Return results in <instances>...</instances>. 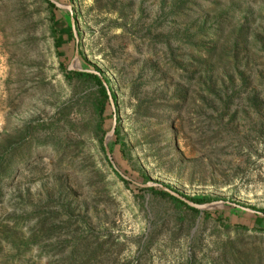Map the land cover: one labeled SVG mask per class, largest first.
I'll list each match as a JSON object with an SVG mask.
<instances>
[{
	"label": "rangeland",
	"instance_id": "obj_1",
	"mask_svg": "<svg viewBox=\"0 0 264 264\" xmlns=\"http://www.w3.org/2000/svg\"><path fill=\"white\" fill-rule=\"evenodd\" d=\"M55 1L81 33L63 57L44 0H0V264H264L233 206L264 209V0ZM94 67L101 122L67 73ZM144 177L226 204L194 213Z\"/></svg>",
	"mask_w": 264,
	"mask_h": 264
},
{
	"label": "trees",
	"instance_id": "obj_2",
	"mask_svg": "<svg viewBox=\"0 0 264 264\" xmlns=\"http://www.w3.org/2000/svg\"><path fill=\"white\" fill-rule=\"evenodd\" d=\"M44 1L47 3L50 10H52V12H53V14H52L53 16L51 17L52 18V31L55 34L54 45L56 47L57 55L59 57H63V54L60 51L62 46H64L65 43H67L71 40L72 41L76 40V44H77V46H79L78 39H79L81 33L79 32V30L77 28V22L75 21L74 25L71 23V19L75 18L73 13H71L67 10L63 11L61 8L57 7L54 3L50 2L49 0H44ZM55 10L63 13L60 18H56L54 16ZM78 54L80 56L82 54L80 49L78 51ZM84 69H85V67H84ZM93 69H94V71L98 72L99 75H97L95 73H91V72L76 71V70H67V73L68 74L70 73V74H72L74 76H78V77H84V78L90 79L93 82H95V84L98 87V94L100 97V101L96 104L95 110H96V116L98 117L99 122H101L103 107L106 104H109V100H110L109 96H111V98L113 99L115 106H116V96H115L114 92L112 91V87L110 85L109 79L107 77H105V75L103 74V72L100 69H98L96 67H94ZM103 81L105 83H103ZM108 90H109V93H108ZM115 114H116V111H114L112 114H110L109 119L111 121H113V117L116 118ZM99 125H100V123H99ZM98 133H100L101 136H103V138H104L105 133H103V130H101L100 127L98 130ZM113 135L114 136L118 135L117 127H115V131H114ZM115 142H116V140H115ZM100 150L104 153L105 158L107 159L103 142H100ZM108 150L110 153L113 151V144L108 145ZM114 172L120 178L121 181H123L124 183H127L126 179H124L122 176H120L115 170H114ZM143 180H144V183L150 181V179L148 177H144ZM165 186L167 188L173 190L174 192L180 194L181 196L185 197L186 199H189V200H191L197 204H203V203L211 202L213 200L211 197H209L207 195L188 196V195H185L183 193H180V192L174 190L171 186H169L167 184H165ZM148 190L155 192V193H159L162 196H166V197L170 198L175 203V205L177 207H185L186 209H188L194 213L199 212L198 209H195L193 207L188 206L182 200L170 195L169 193H167L166 191H164L162 189H155L153 186H151V187H148ZM248 207L251 210H255L256 212H262L264 214V209H256L253 206H248ZM230 211H231V213H233L234 211H238V209H236L234 207H230ZM233 214H235V213H233ZM207 217H209V215ZM253 217H254V219H253V226L254 227L252 229H254V231L256 233H264V215H260L258 213H255V214H253ZM223 218H224V216H222L220 214L216 216V220H219V221L222 220ZM223 226L225 227V229H230L232 227V225H230L229 223H226ZM233 226L236 229H240L242 231L247 230V226H245V225L235 224ZM222 256H224V255H222ZM234 256H235V253H234ZM187 260H188V262H187L188 264H195L196 263V259H195L194 255H190ZM210 264H221V261L217 260V259H212L210 261Z\"/></svg>",
	"mask_w": 264,
	"mask_h": 264
},
{
	"label": "water",
	"instance_id": "obj_3",
	"mask_svg": "<svg viewBox=\"0 0 264 264\" xmlns=\"http://www.w3.org/2000/svg\"><path fill=\"white\" fill-rule=\"evenodd\" d=\"M50 2L54 3L57 7H62L59 3H57L55 0H49ZM71 23L74 25L75 23V20L74 18L71 19ZM77 56V52L75 53V56L74 58ZM72 64H73V61L70 63V68H72ZM79 71H86V72H91V73H95L97 75H99L98 72L94 71V70H84V69H79ZM103 83H105L103 81ZM107 87V86H106ZM108 93H109V90H108ZM109 99H110V102H111V105L112 107L114 108V102H113V99L111 98V96H109ZM116 118L113 117V121H112V126H111V129L105 134V137H104V148H105V152H106V155L108 157V159L111 161L113 167H114V164L111 160V156H110V152L108 150V146H107V142L109 140V138L114 134V131H115V127H116ZM124 179H127L124 175H121ZM140 186H144V187H151V186H158L160 187L162 190L166 191L167 193H169L170 195L182 200L183 202H185L188 206L190 207H193L195 209H198V210H204V209H208V208H212V207H216V206H222V205H225L226 202L223 201V200H219V201H211V202H207V203H203V204H197L189 199H186L185 197L181 196L180 194L174 192L173 190L167 188L166 186L162 185V184H157L153 181H148L146 182L144 185L143 184H139ZM233 206L235 207H240L244 210H247V211H252L250 208H247V207H243V206H239L237 204H233ZM256 212V211H255ZM260 215H264L263 213L261 212H256Z\"/></svg>",
	"mask_w": 264,
	"mask_h": 264
}]
</instances>
